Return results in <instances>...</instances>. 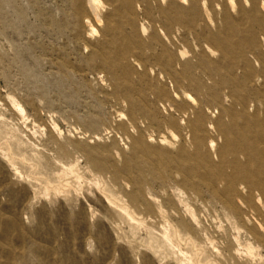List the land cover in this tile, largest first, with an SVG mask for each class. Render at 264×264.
Segmentation results:
<instances>
[{
	"label": "rangeland",
	"instance_id": "1",
	"mask_svg": "<svg viewBox=\"0 0 264 264\" xmlns=\"http://www.w3.org/2000/svg\"><path fill=\"white\" fill-rule=\"evenodd\" d=\"M93 6L0 0V264H264V0Z\"/></svg>",
	"mask_w": 264,
	"mask_h": 264
},
{
	"label": "bare ground",
	"instance_id": "2",
	"mask_svg": "<svg viewBox=\"0 0 264 264\" xmlns=\"http://www.w3.org/2000/svg\"><path fill=\"white\" fill-rule=\"evenodd\" d=\"M95 1H97V0H86V4H87V6L88 7H90V9H94V6H93V4L95 3ZM263 9V8H262ZM95 11V10H94ZM98 19V18H97ZM101 21V20H100ZM87 22V21H86Z\"/></svg>",
	"mask_w": 264,
	"mask_h": 264
}]
</instances>
